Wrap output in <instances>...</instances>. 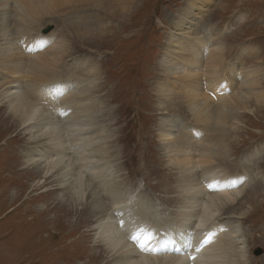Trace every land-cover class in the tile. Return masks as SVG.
I'll list each match as a JSON object with an SVG mask.
<instances>
[{"label":"rangeland","instance_id":"374dc122","mask_svg":"<svg viewBox=\"0 0 264 264\" xmlns=\"http://www.w3.org/2000/svg\"><path fill=\"white\" fill-rule=\"evenodd\" d=\"M45 1L0 0V89L17 80L29 82L33 77L29 58L47 57L50 62L62 41L61 60L47 76L64 87L57 96L66 93L68 97L55 106L68 111L56 115L54 127L61 147L69 151L49 157L61 158L78 174L80 166L91 165L92 173H82L85 184L74 189L59 185L69 178L57 169L47 176L39 172L29 179L20 177L35 169L25 161L35 158L41 146L29 141L22 127V106L11 110L0 102V183L7 178L23 188L15 200L0 198V264H110L112 252L105 240L97 238L100 216L92 211L108 210V214L117 199L115 203L128 209L133 224L144 221L155 228L171 223L185 201L184 174L189 178L188 166L181 164L185 140L192 138L208 147L204 143L217 141V137L220 141L213 148L218 149L219 158L202 161L198 151L203 148L197 146L192 164L232 179L247 174L250 183L233 205L234 211L221 218L241 231L244 258L231 252L229 257L219 253L215 259L223 258L219 260L222 264H264V99L247 95L244 106L234 104L222 112L223 120L218 107L209 103L203 123L189 112L180 91L161 100L157 95L158 85L167 79L174 83L161 72V65L166 42L176 29V15L190 14L192 7L201 9L192 8L196 16L188 37L208 38L210 56L216 51L211 46L222 44L221 55L227 54L226 74L233 79L229 93L241 92L245 79H256L257 88L264 90V0H133L134 8L129 3L96 0L58 5L57 9H50ZM43 9L48 13L42 16ZM254 66L262 71L254 75ZM93 70L94 77L90 75ZM69 83L73 85L67 88ZM187 84L175 82V87L184 90ZM75 118L84 123H79L80 128L76 125V132L70 122ZM171 123L176 126L170 132L173 142L159 138L160 125ZM78 128L83 130V147ZM207 182L202 183L204 188ZM103 190L116 192V199L102 201L101 196L106 197ZM256 250L261 255H254Z\"/></svg>","mask_w":264,"mask_h":264},{"label":"bare ground","instance_id":"6f19581e","mask_svg":"<svg viewBox=\"0 0 264 264\" xmlns=\"http://www.w3.org/2000/svg\"><path fill=\"white\" fill-rule=\"evenodd\" d=\"M94 1L96 0H46L45 5L50 6V9L51 7L53 8L56 6L57 9L60 8V6L58 5H62L63 7L64 5L69 6L71 4L79 2L80 4H88L93 3ZM102 1H111L113 3L121 2V4L123 5L129 3L132 8L136 6L133 0ZM192 8H196V10L201 9V7ZM192 8L190 10V14L180 13L176 15L177 19L173 23L176 29L170 34L169 39L166 42L167 45L165 48V53L162 57L161 65V72L165 73L168 76H171L170 78L173 79L174 83L168 81L167 79L166 83H164L163 85H158L157 95L161 100L164 98H168L173 91H180V95L183 96L184 102L187 106H189V112L192 115H195L198 119H200L199 121H202L203 123L207 122L204 121V119L206 118V112L209 111L207 105L209 103H212L213 105L218 107L217 113H220L219 117L221 118V120H223L222 112L228 110V106H232L234 104L239 106H241L240 104H242V106H244L245 102L249 100V96L247 95L251 94L257 96L258 98L262 97L264 99V90H259L257 88L259 84L257 83V80L253 78V81H247L245 79L244 84L241 85V89H243L241 92L233 91L232 93H229V90L232 89L233 79H231L226 74V70H228V68L224 67L225 65L227 66V64L224 63L226 62L227 54L221 55L222 44L220 45L221 47L219 46V43H215L214 46H211L212 48L210 50L214 49L216 51H214V54L210 56V40H207L208 38L204 39L199 36H196L194 38L188 37L191 29V24L193 23V18L196 16V14H194L193 12L191 13V11H193ZM47 13L48 12L43 9L41 15L43 16ZM93 16L97 19H100L102 17L99 14H93ZM51 40H53L52 37ZM54 50L55 52L52 59L50 58V62L47 57L38 59L37 57L31 56V58H29L28 60L27 66H29V69L32 71L31 74L33 75V77H30L31 79L29 78V82L25 83H22L21 80L7 83L3 88L0 89V102L7 103L11 110L15 107V105L22 106V127L26 128L25 133L30 135L31 140L29 141H36V144H40L39 146H41L40 149H36V156L34 157L37 159L30 158L25 161L27 165L33 166L35 167V169L32 168L30 172L27 170L25 173L20 175V177L26 176L29 179L32 177V175H34L35 173L38 174L39 172L41 174H44V176H47L57 169L59 170V172H61V175L69 178H66L67 180L63 179V181H61L59 185L66 184V187L74 189L79 184H85L83 183L84 177L82 173H86L88 171L92 173V171H90L91 165H84L78 168L80 169V172L78 174L75 173L77 172L76 170L73 171L72 165L70 166L63 163V160L61 158L49 157L50 153H53L54 155L61 151V154H68L69 151L64 147H61V138H59L57 136L58 134H56L55 132V127L57 125L56 115L62 114L64 111H68L67 109H62L61 111L55 106L58 103H62V100L68 97L66 93L65 95L63 94L64 92L62 90L61 91L63 95L61 97L57 96L59 95L58 90L64 87H62V85H59V83L57 82H51L49 79L52 78L47 76V73L51 69H55L57 63L61 60V54L64 53V43L62 41H58L57 47ZM10 52L11 51H9L8 53ZM179 56L186 57V61L180 62L178 59ZM260 69L262 68L254 66V75L262 71ZM90 75L94 77L96 75V70H93ZM184 81L188 82L184 90H179L175 87V82H177V84H182ZM72 85L73 83H69L67 88L71 87ZM64 120H66V116L60 117V121ZM77 120V118L70 119L71 124L73 123L75 125V129L77 126L80 128V125L82 124V121H80L81 119L78 120L79 122ZM84 121H86V118L85 120H83V122ZM80 122L81 124H79ZM82 125H84V123ZM86 126L87 125L85 124V127ZM160 126L159 138H162L165 141H168V139H170L173 142L174 137H172L173 134L171 133H173V130H175L176 126H174L173 123L169 124L168 126L163 124ZM83 127L81 126V128ZM76 131L77 129L75 130V132ZM80 132L82 133H79V135H77L81 137L78 138L80 139L78 140V142L80 141L82 146L83 142H85V139L83 138V130H81ZM72 136L70 137L72 138ZM218 138L219 137L216 138L217 141H210V144H207L205 142L204 144H206V146L208 147H205L203 145L201 146L200 143L199 145L198 143L196 144L195 140L192 141V138H188L187 140H185V142L187 143L185 144L186 147H184L181 164L185 165V167L188 166L187 171L189 174V178L186 176V174H184V179L181 182L184 186L183 199H185V201L180 211H177V215L174 217L172 216L171 223L163 225L159 224L157 225V227L155 226V228L150 227L151 225L149 223L147 224V222L144 221L137 225L133 224L130 217L131 215H127L128 209L125 207H120L118 205L119 201L118 203H115L117 199L114 198L113 195H116V192L114 193L113 190H103L106 197H102V195V201H105L107 198L110 200L116 199L110 204V211L112 213V216H110L111 214L109 215L110 211L107 214L108 210L102 211V209H100L99 211H92V213L93 215L98 214L100 216L96 226V229L99 233L97 238H101L103 241L105 240L107 242L109 250L110 252H112L111 256H113L110 264H222L219 260L222 261L223 258L219 257V259L216 260L219 256V253L224 254L226 257H229L231 252L232 256L237 252L241 254L242 258H244V254L246 251V249L244 248L245 240H242L241 231L238 227L230 226L229 222L223 223L221 221L223 219L221 218L225 214L234 211L233 205L236 203V201L241 199L243 191L250 183V177L245 174L242 177H234L235 179H232L227 175L222 174L218 170L213 171L212 168H206V170L208 171L201 170L203 169L202 165L197 164V166H195L196 164H192V160L194 159V151H197L195 150L197 146L203 148L202 152L198 151L199 156L202 155V161H209V159H212L213 156L218 157V149L213 148V144L220 141L218 140ZM72 139H70V141H73ZM220 143L221 142H219V144ZM182 144H184V142ZM45 147L48 148V153L46 150H44ZM85 148L82 149L84 150ZM162 149L164 150V146H162ZM164 151H166V149ZM172 151L174 152V150ZM169 157L172 156L169 155ZM173 158L174 160H176L175 157ZM176 158L179 159V157ZM203 163L206 164L205 162H202V164ZM181 173L179 172V174ZM72 174L76 175L75 180L72 179ZM11 178L12 177H10V179ZM3 180L4 182L2 184L0 183V198L6 199L9 198V196L11 198L10 200H15V198L17 197L19 198L18 192H20V190L22 191V186H20L19 183L15 184L14 180L8 181L7 178ZM262 180L260 179V184L263 182ZM203 182H207L205 188L210 189V191L204 188V185H202ZM12 185L14 187H12ZM261 185L263 186V184ZM234 186H236L237 188ZM12 190L13 192L11 193ZM77 191L81 192V190ZM101 200L99 198L98 202L101 203ZM237 218L240 219L241 217ZM138 229H145L147 231L144 233V235H141L137 231ZM149 233L153 237L150 244L146 239ZM133 235L139 236V240H133L131 238ZM141 244H147V247L141 248ZM180 246L181 248H179ZM151 248H155L156 250H149ZM213 259L215 260L212 262ZM231 263L232 262H230V264ZM241 263H243V260H241ZM224 264L226 263L224 262Z\"/></svg>","mask_w":264,"mask_h":264},{"label":"snow or ice","instance_id":"6c2138e0","mask_svg":"<svg viewBox=\"0 0 264 264\" xmlns=\"http://www.w3.org/2000/svg\"><path fill=\"white\" fill-rule=\"evenodd\" d=\"M137 231H138L141 235H144V233H145L147 230H145V229H138ZM131 238H132L133 240H139V236H137V235H133ZM152 238H153L152 235L149 233L148 236L146 237L147 242H148L149 244H150ZM140 246H141V248H145V247H147V244H141ZM149 250L155 251L156 249H155V248H151V249H149ZM193 259H194V257H193Z\"/></svg>","mask_w":264,"mask_h":264},{"label":"water","instance_id":"95a60500","mask_svg":"<svg viewBox=\"0 0 264 264\" xmlns=\"http://www.w3.org/2000/svg\"><path fill=\"white\" fill-rule=\"evenodd\" d=\"M261 253L262 252L260 250H256L255 253H254V255L259 256V255H261Z\"/></svg>","mask_w":264,"mask_h":264}]
</instances>
